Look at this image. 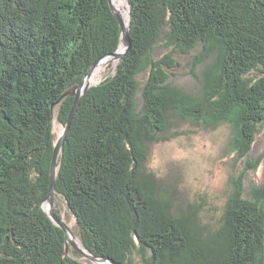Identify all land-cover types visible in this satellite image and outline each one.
Wrapping results in <instances>:
<instances>
[{
  "label": "trees",
  "instance_id": "obj_1",
  "mask_svg": "<svg viewBox=\"0 0 264 264\" xmlns=\"http://www.w3.org/2000/svg\"><path fill=\"white\" fill-rule=\"evenodd\" d=\"M127 1L129 51L80 103L55 213L64 220L65 207L83 246L118 264H264V185L247 195L243 185L264 159H249L264 135V0ZM121 34L110 0H0V264H85L43 209L54 120L66 124L75 97L63 96L118 50ZM179 56L193 57L200 92L170 81ZM174 121L229 125L231 153L245 161L206 237L197 212L177 210L145 172L148 145Z\"/></svg>",
  "mask_w": 264,
  "mask_h": 264
},
{
  "label": "rangeland",
  "instance_id": "obj_2",
  "mask_svg": "<svg viewBox=\"0 0 264 264\" xmlns=\"http://www.w3.org/2000/svg\"><path fill=\"white\" fill-rule=\"evenodd\" d=\"M114 2L125 18L128 6L126 1L114 0ZM163 52L160 50L156 57L162 56ZM178 58L183 66L175 70L176 76L171 77L170 81L189 93L200 92L201 85L188 75L193 57ZM118 64L119 60L113 58L97 66L102 67L103 73L99 81H94L93 85L101 83L114 74ZM142 79L144 80L145 76ZM55 124L54 120V128L56 127L54 137L58 142L65 129L58 119L56 126ZM232 136L231 127L227 124L215 130H207L199 124L174 121L173 127L161 135L159 141L148 145L145 172L154 175L161 188L169 194L177 210L197 212L204 237L221 226V217L228 197L233 191V182L239 178L245 167V161H236L231 153ZM263 153L264 135L260 134L249 159L254 160ZM243 185L246 195L251 187L264 185V159L258 170L249 171L245 175ZM61 202L64 204L63 200ZM46 206L49 208L48 204ZM55 206L56 202L54 209ZM62 215L66 224L79 239L75 232V219L71 216L67 217L65 207L62 208ZM73 241L77 244L74 239ZM77 246L82 248L81 245L77 244ZM81 261L85 264L108 263L94 262L85 257H82Z\"/></svg>",
  "mask_w": 264,
  "mask_h": 264
},
{
  "label": "water",
  "instance_id": "obj_3",
  "mask_svg": "<svg viewBox=\"0 0 264 264\" xmlns=\"http://www.w3.org/2000/svg\"><path fill=\"white\" fill-rule=\"evenodd\" d=\"M112 8L114 10V13L119 21V25L122 30L121 34V43L119 45L118 50L113 53L112 55L104 56L97 60L93 66L90 68L87 76L85 79L80 83L78 88L74 90L73 92H69L63 96L65 98L68 95H72L75 97V101L71 110V113L68 117V120L66 124H63L64 126V132L61 136V138L58 140V142L55 141V150H54V155L52 159V164H51V172H50V190H49V197L47 198V201L43 205V209L46 212V214L50 217V219L53 221V223L58 226L60 229L63 230L65 233L66 241H65V248H66V253L68 254L69 248L72 247L78 254H80L82 257L88 258L94 262H101V261H106L109 264H118L115 260L113 259H104V258H99L94 255H92L82 244V248L78 247L77 244L71 239L70 235L73 234L72 230L70 227L66 224L64 220H60L55 213L54 205H55V196H56V177H57V171H58V161L60 158L61 153L63 152L65 141L68 135V132L70 130V127L72 125V122L75 118V115L78 111V108L80 106V103L85 95V93L93 86L97 85H86V82L88 79L91 77L93 70L96 68V66L105 58H115L118 59L119 62L123 60L127 52L129 51L130 48V22H131V12H130V5L129 2L126 0L127 5H128V25L126 26L123 20V17L120 13V11L116 8L114 5L113 0H110ZM123 47V50L121 53H119V50ZM106 79V78H105ZM55 108V106H53ZM46 204L49 205V208L46 206ZM81 242V241H80Z\"/></svg>",
  "mask_w": 264,
  "mask_h": 264
},
{
  "label": "bare ground",
  "instance_id": "obj_4",
  "mask_svg": "<svg viewBox=\"0 0 264 264\" xmlns=\"http://www.w3.org/2000/svg\"><path fill=\"white\" fill-rule=\"evenodd\" d=\"M125 1H126V0H125ZM113 2H114V0H113ZM126 3H127V2H126ZM114 5H115V2H114ZM115 6H116V5H115ZM128 10H129V8H128V6H127V7H126V11H125L126 16H125V18H123L124 23H125L126 26L128 25V17H129ZM122 50H123V47L121 48V50H119V53H121ZM112 59H113V58H105V59H103V60H102L97 66H99V65H101V64H103V63H105V62L111 61ZM97 66H96V69L93 70L91 77H90V78L88 79V81L86 82V85H92V84H95V82H97V80L99 81V78H100V76L102 75L103 72H102V67H97ZM94 81H95V82H94ZM55 123L57 124V119H56V118H55ZM56 124H55V126H56ZM55 128H56V127H55ZM55 128H54V129H55ZM70 229H72V228H70ZM70 237H71L72 240L74 239V240L77 242L78 245H81V246H82L80 240L76 238V236H75L74 233L71 234ZM98 263H106V262H98ZM106 264H108V263H106Z\"/></svg>",
  "mask_w": 264,
  "mask_h": 264
}]
</instances>
